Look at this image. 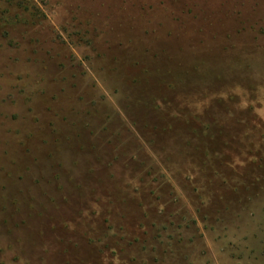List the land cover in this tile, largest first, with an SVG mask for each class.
Here are the masks:
<instances>
[{
	"label": "rangeland",
	"instance_id": "rangeland-1",
	"mask_svg": "<svg viewBox=\"0 0 264 264\" xmlns=\"http://www.w3.org/2000/svg\"><path fill=\"white\" fill-rule=\"evenodd\" d=\"M0 264H264V0H0Z\"/></svg>",
	"mask_w": 264,
	"mask_h": 264
}]
</instances>
